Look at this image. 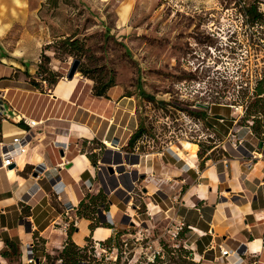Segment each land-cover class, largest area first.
<instances>
[{
	"label": "rangeland",
	"instance_id": "rangeland-1",
	"mask_svg": "<svg viewBox=\"0 0 264 264\" xmlns=\"http://www.w3.org/2000/svg\"><path fill=\"white\" fill-rule=\"evenodd\" d=\"M32 1L34 4L28 7L26 18L4 23L9 32L0 39V99L16 116L42 120L44 124L33 131L40 135L33 144L40 145L35 153H44L47 147L61 160L60 168L50 169L52 173L57 171V177L51 182L42 179L41 170L33 166L24 171L16 166L11 169L24 180L15 192L17 199L32 205L29 199L34 198L35 190L43 188L52 193L44 200L45 204L41 198L39 205L30 211L21 210L19 204V211L25 212L20 221H15L11 212L9 226L0 224L4 228L0 230V246L6 236L20 242L13 230L17 225L30 233L35 224L42 233L38 232L32 241L20 242L19 261L9 263L0 259V264H37L39 261L59 264L54 256L70 227L84 234L78 238V244L87 245L88 249L92 245L93 250L86 255L91 259L93 254L98 264L113 262L116 255L114 264H178L179 259L183 260L182 264H188L178 248L190 250L189 242L200 233L185 234L182 239L173 235L182 225L202 216V210L207 209L204 206L212 205L214 198L204 196L208 189L212 197L222 193L225 200L234 198L223 193L226 187L236 192L229 160L241 159L239 166L244 174L257 173L264 167V144L261 149L257 148L259 158L244 156L239 146H233L240 140L244 141L246 150H254L256 140L248 134V131L252 134L253 121H258L259 132H264V102L258 103L256 109L251 106L257 81L261 80L264 87V46H261L264 44L251 45L250 25L234 21L232 8L223 0ZM224 9L227 12L222 20L209 26L213 19L207 15L217 18L216 14ZM206 27L216 38L207 36ZM104 29L107 37L103 36ZM232 31L238 35L228 38ZM66 38L77 39L81 52L69 56L57 43ZM218 40L222 43L220 46ZM209 47L211 51L207 50ZM43 54L50 57L48 63L42 60ZM216 55L222 58L216 59ZM74 61H78V71L68 80ZM41 62L45 70L43 77H56V84L39 80L36 71ZM220 76L229 80L227 93L223 84L226 81ZM90 77L102 84L112 79V86L104 97L92 95ZM33 79L40 87H33L29 82ZM64 81L71 83L70 90L64 97H56V88ZM137 89L153 97L154 102L139 97ZM215 91L217 96L225 98L222 103L226 106H242V116H235L234 123L218 122L216 133L208 129L206 121L183 112L200 110L195 102L216 103ZM161 101L164 105H160ZM224 110L222 117H231L229 107ZM211 113L206 111L207 117H212ZM100 119L106 122L99 123L98 134L92 136L91 132H96L93 131L95 122ZM138 121L143 122L148 134L128 154L125 142ZM63 135L67 136V150L56 140ZM232 136L236 139L233 142ZM187 143L196 148L188 147ZM87 155L95 158V166L88 163ZM204 157L209 160L200 168ZM70 162L78 167V177L87 174L81 178L83 183L78 184L79 197L94 194L99 187L105 194H114L107 198L106 208L97 209L98 220L92 231L89 225L84 231L86 225L74 217L72 203L63 209L56 204V193L65 191L66 187L64 171L74 166ZM106 166L112 168L111 175ZM213 166L216 181L210 171ZM261 174L264 176V168ZM92 175H97L95 182ZM102 224L111 225L113 234L124 232L117 238V252L98 245L108 236L107 231L103 233L106 228ZM44 252L49 254L48 258Z\"/></svg>",
	"mask_w": 264,
	"mask_h": 264
},
{
	"label": "crops",
	"instance_id": "crops-1",
	"mask_svg": "<svg viewBox=\"0 0 264 264\" xmlns=\"http://www.w3.org/2000/svg\"><path fill=\"white\" fill-rule=\"evenodd\" d=\"M102 1L106 2L105 0ZM32 4H34V1L32 0H0V39L6 37L9 32L7 25H4V23L6 24L10 21H16L17 18L19 20L20 18L23 20V17L26 18L28 14V7ZM0 53H2V51ZM2 63L5 62L2 61ZM70 85V82L65 81L60 84L56 88V97H64L66 92L70 90ZM0 90H2L1 87ZM56 97L54 96V98ZM91 120L93 121L94 119L91 118ZM103 122L106 121H101L100 119L98 123L95 122L93 131L97 129L99 123L101 125L104 124ZM22 131V129L11 124L9 121L2 119L0 129L1 142L4 143V145H8L13 137L21 136ZM35 134V140L27 148V152L20 159H16V167H20L19 170L24 171V169L28 168V166H33L34 168L41 170L42 179L47 178L51 182L57 177V171H53L55 173L54 174L50 172V169L56 170V168H60L58 163L61 160V157H57L55 155L56 153L50 151L47 147L44 149V153H35L36 148L40 147V145H33L34 142L38 140V136H40L37 133ZM91 134L96 137L98 132L96 130L95 133L91 132ZM66 137L67 136L65 135L57 136L56 140L64 144L66 142ZM259 157L260 156L258 154L255 156V158ZM240 160L241 159L235 158L229 160L228 163V168L230 169L231 167L232 174H234L233 181L236 192H232L230 187H226L225 192H223L231 194L229 197L234 198L231 200H225L222 197V193L215 194L213 195L214 197H212L211 191L208 189V191L204 193V196H206L207 199L214 198L212 205H208L206 207L204 206V208L207 209L202 210V216L198 217L196 221L193 218L190 222L191 224L187 223L190 228V231L187 233L188 235L195 231L200 233V235H197L195 239L189 242L191 257L199 264H209L206 259L211 258L213 254H216V250L212 248L217 243H221L222 245L228 247L231 251V255L227 257L228 261L232 260L235 254H240L244 264H250L251 262H256L255 264H264V176L261 174V170L264 167L257 173L249 172L244 174V172L242 173L240 170ZM260 162L263 163V161ZM71 164L73 165L74 162H70V165ZM74 167L75 164L70 167L69 170L64 171L66 173L63 177V181L66 186L65 191H61L59 194L56 193L55 195L57 197L56 204L60 209L66 208L68 203H72L75 208L82 198L81 195L79 197L80 189L78 184L81 182L83 183V179L84 177H87V174H80L81 178H83L81 179L78 177V167L77 169ZM81 168L79 169L82 173L84 171L83 165H81ZM19 170H16V172ZM210 171L213 173V178L216 181V176L214 175V171H216V169L214 166ZM95 180H97V175H92V181L95 182ZM23 181L24 180L22 178L16 175L14 170L9 168L2 169L0 167V224L9 226V221H12L11 212L17 211L18 214L20 213L18 208L19 204H24L25 206L30 207L31 210L34 209L36 205H39L38 201L41 198H43V204H45L44 200L46 198L48 200V195L52 193H47L43 190V188H39L38 190H35L36 194L34 198L29 199L32 205L26 204L20 199H17V195L15 194V192L19 190L20 186H22ZM31 184L33 185L34 183L32 182ZM45 187L48 189L49 186L45 184ZM99 190L103 191L101 187H99L98 191ZM103 194L106 199L109 196L114 197L113 193L105 194L103 191ZM198 204L200 205L201 203ZM47 205H49V202H47ZM56 213L58 215V211ZM78 222H83L86 225V228L84 227V231H87L89 221L78 219ZM3 229L4 228L2 227L0 228V230ZM214 229L222 230V233H216ZM13 230L15 231L16 237L20 239L21 244L32 241L35 239L34 236L39 232V230L35 227V224L34 229L30 233L27 232L28 230H25V228L22 229L19 225L14 227ZM47 230L48 228H46L43 233ZM100 231L102 230H99V232ZM106 231L108 232L107 238L113 235L112 230L106 228L103 233H106ZM99 232L96 233L97 236ZM38 234L42 233L39 232ZM80 237H84V234L82 232L76 233L74 231L71 239L79 246L78 238ZM64 240L65 238L63 241ZM62 244L63 242H61V245ZM3 246L4 242L2 241L0 250ZM0 259L7 262V260L1 255Z\"/></svg>",
	"mask_w": 264,
	"mask_h": 264
},
{
	"label": "trees",
	"instance_id": "trees-1",
	"mask_svg": "<svg viewBox=\"0 0 264 264\" xmlns=\"http://www.w3.org/2000/svg\"><path fill=\"white\" fill-rule=\"evenodd\" d=\"M248 12L250 15L255 16V10L254 8H249ZM105 30V35H103L104 37H107V29ZM207 34V33H206ZM207 36L211 37V38H216L214 37V35L210 36L209 34H207ZM231 38V37H228ZM264 41V38H261ZM256 38L254 37H249V42L251 43V45L255 46L256 45ZM57 43H59V45H61V47L64 49L66 53L69 56L74 55L75 53H80L81 52V48L78 46V40L74 39L72 40L71 38H66L62 41H58ZM221 45L222 43H220V41L218 40V45ZM219 45V46H220ZM226 48H230L227 47ZM207 50H211L210 47L207 48ZM41 58L44 62H49L50 61V57L46 56V55H41ZM43 63H39L38 69L36 71L37 76L39 77V80L41 82H46L49 83L50 85H54L56 84V77H52V79H45L43 77V73L45 72L44 67H43ZM77 71H78V67H77ZM76 71V72H77ZM79 73H81V71H79ZM25 76H29L28 72H24ZM54 75V74H53ZM55 76V75H54ZM92 83V95L94 97H104L105 96V92L106 90L112 86V79L108 78L107 83H100L98 81V79H94L93 77L89 78ZM228 81L227 80L224 84V88H226L225 93H227V87H228ZM33 87L38 88L40 87V83L36 82L34 79L29 81ZM138 91V95L141 98H144L146 101L153 103L154 99L153 97H150L149 95H147L146 93H144L142 90L137 89ZM216 93V91L214 92ZM222 94L224 95V92H222ZM253 97L255 98L253 103H252V107L254 109L257 108L258 103L264 102V95L262 92V85H261V80L257 81V84L255 85L254 89H253ZM160 105H164V102H159ZM174 108V107H173ZM176 108V107H175ZM161 110H165L163 107L160 108ZM179 111H181L180 109H177ZM224 109L219 107V108H212V112L214 113V115L212 117H207L206 115V111L203 110H196L195 113H193L192 111H183L188 115H192L194 114V116L196 118L201 119L202 121H206L207 125H208V129L214 133H216L217 129H216V125L217 120L220 119V117H222L223 113H224ZM252 117V115H250ZM2 119L0 117V129H1V122ZM254 119V117H253ZM256 120V119H254ZM255 126H251V128H253L252 130V134H254L256 136V138H258V136L260 135V139H258V141L262 144H264V132H259L258 130V126L257 123L258 121H253ZM16 125L17 127L21 128V129H26V125L23 124L22 121H17V123L13 124ZM219 126V124H218ZM148 132L144 127L143 122L138 121L136 129L134 130V132H132L128 139L125 142V146L124 148H126V153L128 154H132V152H134L135 149H137L136 145L138 144V142L141 140V138L145 135H147ZM216 135V134H214ZM262 135V136H261ZM204 150H202V152H204ZM198 156L200 157V153H198ZM87 159L89 161V163L92 166H95V158L91 157L89 155H87ZM209 158L208 157H204L203 160L201 161L200 164V168H202V164L206 161H208ZM184 186H182L181 192L184 191ZM107 202L108 200L106 199L105 195L103 194L102 190L97 191L95 194H91V193H85L81 200L78 202L77 207L73 208L72 212L74 214V217L76 219H84V220H88L89 221V231H92V229L94 227H96V220H98V216L96 215V211L98 208L103 207L106 208L107 206ZM21 210L26 209L30 211V207H25L23 205H21ZM28 211V212H29ZM25 214V212L20 211V213L18 214L17 211H14V220H20L22 218V216ZM95 215L97 217H95ZM95 217V218H94ZM104 225L105 228L110 229V230H114V228L111 225L108 224H102ZM72 226V225H70ZM75 231L74 227H70L67 229V238L63 241L62 247L59 248L56 252V255L54 256V258L56 260H59V264H78L81 261H86L89 264H98L97 259L93 257V254H91L92 258L88 259V256L86 255L87 251H92L93 250V246L90 245L89 249L87 248V245H83V246H78L72 239L71 236L73 234V232ZM190 231L189 225L188 224H184L181 226V228H179L177 230V232H175V234L173 235L174 238L176 239H182L185 238V234H187ZM124 234L123 231H116L115 234H113L112 236L108 237L107 239H104L102 241L98 242V245L101 246L102 249L110 251L111 249H115L117 252L118 249V242H117V238ZM36 238V235L34 236ZM4 241V246L2 247V249L0 250V255L6 259L9 263L12 262L13 260H17L19 261L20 257H21V250H20V242L16 239H10L7 236L4 237L3 239ZM185 248L180 247L178 248V251H181L183 254V256H185L188 259V264H199L198 262H195L192 257H191V251L190 250H184ZM44 257L48 258L49 254L44 252ZM155 259H158L157 256H153ZM117 259V255L115 257V260ZM114 260V261H115ZM113 262H108V264H114ZM178 264H182L183 260L179 259ZM37 264H41V262L39 261ZM49 264V263H48Z\"/></svg>",
	"mask_w": 264,
	"mask_h": 264
},
{
	"label": "built area",
	"instance_id": "built-area-1",
	"mask_svg": "<svg viewBox=\"0 0 264 264\" xmlns=\"http://www.w3.org/2000/svg\"><path fill=\"white\" fill-rule=\"evenodd\" d=\"M224 4H228L230 8H232L233 14H231V18L234 21H238L240 23H245L250 25V31L249 33L251 34L252 37L256 38V45L257 42L260 44H264V41L261 38H264V0H223ZM249 8H254L255 10V16H252L249 14L248 9ZM231 10V9H230ZM229 36H235L238 35L236 31H232L228 33ZM210 36H212L211 33H209ZM255 36H261V37H255ZM264 46V45H261ZM211 51V50H209ZM213 54V53H211ZM222 58V57H217L216 59ZM223 81H226L222 76H220ZM216 79V77H215ZM217 82H220L218 80ZM221 84V82H220ZM263 95H264V87L262 88ZM216 95L217 102L216 103H204V105H207L209 107V113L212 111V108H226L229 107L230 112H231V117L228 119L224 117H220V119L217 120V123L219 122H235L233 118H238L242 116V106L239 104L236 105H230L226 106L225 104L222 103L223 100H225L224 97L217 96V93H214ZM197 104V102L194 103V105ZM213 116L214 113H211ZM236 116V117H235ZM18 121H22L24 125H26V129H22V135L13 137L8 145H4V143L0 142V150H1V155H0V167L2 169H7L10 166H16V159H20L26 152L27 148L30 146V144L35 140L36 134L33 133L35 129H39L40 126L44 124L42 120H34L32 118L24 117V116H17ZM16 126V125H15ZM17 127V126H16ZM19 128V127H18ZM21 129V128H20ZM248 134L253 137L256 141L253 147V151L250 152L246 150L243 146L244 141L236 140L232 136V142H234L233 146L241 149L243 152L244 156H248L249 158H254V155L256 154L257 151V145L260 143L256 137H254L250 131H248ZM262 136V135H261ZM66 150L69 148L68 143H64L63 145ZM252 146V145H249ZM246 152L248 154H246ZM65 166V163H62V167ZM216 250V254H213L210 259H206L207 263L209 264H244L243 259L240 254H235L233 256V259L228 261L227 257L231 255V251L229 250L228 247L222 245L221 243L215 244V246L212 248ZM256 262H251L250 264H255Z\"/></svg>",
	"mask_w": 264,
	"mask_h": 264
},
{
	"label": "water",
	"instance_id": "water-1",
	"mask_svg": "<svg viewBox=\"0 0 264 264\" xmlns=\"http://www.w3.org/2000/svg\"><path fill=\"white\" fill-rule=\"evenodd\" d=\"M77 67H78V61H74L68 71V74H67V79L68 80H71L74 76V74L76 73L77 71ZM195 107L196 108H199L200 110H203V111H209V107L207 105H204V104H195ZM0 117L5 119V120H8L10 121L11 124H15L17 123V116L15 115V113L9 109L8 105L0 99ZM257 148L258 149H261L262 148V143H258L257 145ZM62 154V153H61ZM246 154H248L246 152ZM13 166H10L9 169H12ZM106 171L109 175L112 174L113 170L110 166H106ZM36 173H34L33 177H36ZM38 260L36 259L35 260V263H37ZM78 264H87V263H82V262H79Z\"/></svg>",
	"mask_w": 264,
	"mask_h": 264
},
{
	"label": "flooded vegetation",
	"instance_id": "flooded-vegetation-1",
	"mask_svg": "<svg viewBox=\"0 0 264 264\" xmlns=\"http://www.w3.org/2000/svg\"><path fill=\"white\" fill-rule=\"evenodd\" d=\"M220 10H221V9H220ZM226 12H227L226 9L222 10V13H218V14H216L217 18H215L213 14H208V15H207V18H212V19H213L210 23H208V25H209V26H214V23H213V22H217L216 24H218V23L222 20V17L224 16V14H226ZM225 16H227V15H225ZM207 20H209V19H207ZM206 28H207V27H206ZM217 30L219 31V29H217ZM206 33H211V32L209 31L208 28H207ZM211 34H212V33H211ZM214 34H215V35H218L217 33H214ZM212 35H213V34H212Z\"/></svg>",
	"mask_w": 264,
	"mask_h": 264
},
{
	"label": "bare ground",
	"instance_id": "bare-ground-1",
	"mask_svg": "<svg viewBox=\"0 0 264 264\" xmlns=\"http://www.w3.org/2000/svg\"><path fill=\"white\" fill-rule=\"evenodd\" d=\"M220 123L222 124L223 122L221 121ZM104 143H105V145L109 146L108 141H107V142L104 141ZM186 145H187L188 147H189V146H191V147H193V148L195 147L194 145L189 144V143H187ZM193 148H192V149H193ZM195 148H196V147H195ZM194 151H195V150H194ZM255 156H256V155H255ZM254 158H255V157H254Z\"/></svg>",
	"mask_w": 264,
	"mask_h": 264
}]
</instances>
